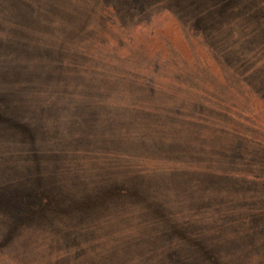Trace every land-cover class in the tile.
<instances>
[{"label":"rangeland","instance_id":"374dc122","mask_svg":"<svg viewBox=\"0 0 264 264\" xmlns=\"http://www.w3.org/2000/svg\"><path fill=\"white\" fill-rule=\"evenodd\" d=\"M0 264H264V0H0Z\"/></svg>","mask_w":264,"mask_h":264}]
</instances>
